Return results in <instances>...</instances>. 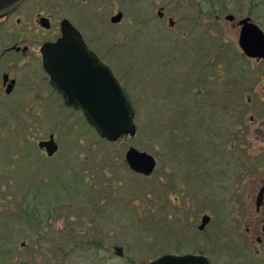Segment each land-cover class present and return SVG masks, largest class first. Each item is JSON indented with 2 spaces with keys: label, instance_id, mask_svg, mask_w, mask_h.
<instances>
[{
  "label": "rangeland",
  "instance_id": "rangeland-1",
  "mask_svg": "<svg viewBox=\"0 0 264 264\" xmlns=\"http://www.w3.org/2000/svg\"><path fill=\"white\" fill-rule=\"evenodd\" d=\"M105 2L136 24L129 34L125 18L108 23L113 48L104 30L98 40L132 99L138 132L113 143L82 112L49 111L31 130L38 128V137L57 132L60 150L48 159L35 141L22 140L32 135L29 125L1 126L0 264H138L167 252H203L213 264H264L243 226L228 217L241 206L233 199L250 198L249 175L264 172L263 85L251 71L237 74L236 83L227 77L238 58L234 48L225 49L219 76L217 61L207 63L206 54L194 61L191 49L176 45L156 14L162 6L175 14L179 1ZM208 75L197 97L198 78ZM228 85L231 93L224 92ZM130 146L156 156L151 176L124 160ZM179 179L202 184L204 199L178 190ZM206 212L212 220L201 230Z\"/></svg>",
  "mask_w": 264,
  "mask_h": 264
},
{
  "label": "flooded vegetation",
  "instance_id": "flooded-vegetation-1",
  "mask_svg": "<svg viewBox=\"0 0 264 264\" xmlns=\"http://www.w3.org/2000/svg\"><path fill=\"white\" fill-rule=\"evenodd\" d=\"M105 1L16 0L0 9V127L24 122L27 126L29 125L31 132L32 120L47 121L49 111L53 114H59L62 110L81 112L80 109L69 106L64 96L53 86L51 74L45 67L44 50L48 44L57 42L63 36L64 25L69 21L80 31L89 49L95 52L105 65L114 70L110 61L111 51L105 49L103 42L99 43L98 32L104 30L106 46L111 47L112 33L106 28L107 25L121 23L125 18L126 31L130 34L132 30H135L136 24L130 16L124 17L122 10H117L115 13V6H111L109 10V2ZM177 1L179 4L175 14L167 15L163 6L156 14L159 22L166 21V27L173 30V41L176 45L191 49V52L195 53L194 61L205 60L199 59L202 57L201 54L211 57L206 59L207 63L217 61L219 76H223L221 62L225 59V49H236L239 62L253 63V72L250 73V77L255 84L263 85L264 92V72L259 75L255 70L259 66L264 69V60L249 57L242 49V38L251 40L254 32L259 29L264 33V0ZM180 5H184L183 10ZM118 14H122V18L119 22H114L113 17ZM100 38L102 40V37ZM206 69H210L209 64ZM208 78L209 75L198 78L199 82L193 94L203 93L206 88L204 80ZM261 100L264 101V96H261ZM179 109L176 108L177 117ZM38 131L40 132L37 128L35 132H31V136L28 135L22 140L35 141L39 150L46 153L48 159L54 157L60 150L57 132H51L48 137H38ZM51 138L58 146L52 156L48 154L46 146H40L42 141ZM197 166L199 168L198 162ZM263 173H257L254 177L251 174L249 178L247 177L246 182H249V186L244 185V190H252L254 194L252 192L249 199H233L232 203L236 204L238 201L241 206L239 209L234 208V215L230 211L228 216L234 221L233 223L239 225V228L243 226L242 230L245 229V234L250 238L259 257H264ZM177 189L186 190V192L191 190L197 199H204L205 196L200 183L186 185L179 179ZM175 197L180 200V195L176 194ZM207 213H204L202 217Z\"/></svg>",
  "mask_w": 264,
  "mask_h": 264
},
{
  "label": "water",
  "instance_id": "water-1",
  "mask_svg": "<svg viewBox=\"0 0 264 264\" xmlns=\"http://www.w3.org/2000/svg\"><path fill=\"white\" fill-rule=\"evenodd\" d=\"M15 0H0V8ZM122 14L113 17L120 21ZM64 35L44 50L45 67L51 74V82L65 97L68 105L81 109L88 123L103 137L116 141L123 135L137 132L136 111L129 95L122 87L113 70L105 65L98 55L90 50L79 32L69 21L64 25ZM245 37L247 32L245 31ZM247 55L264 58V33L259 29L253 38H242ZM52 156L58 149L55 140L42 141ZM130 167L138 173L151 175L156 168V158L146 150L131 146L126 152ZM211 217H203L200 228ZM122 254V248L118 247ZM140 264H211L204 254H164L147 263Z\"/></svg>",
  "mask_w": 264,
  "mask_h": 264
},
{
  "label": "trees",
  "instance_id": "trees-1",
  "mask_svg": "<svg viewBox=\"0 0 264 264\" xmlns=\"http://www.w3.org/2000/svg\"><path fill=\"white\" fill-rule=\"evenodd\" d=\"M233 67V71L230 70V67ZM232 69V68H231ZM253 69V64L252 63H249L248 61H243V63L241 62H234L232 60V62L229 63L228 65V69H227V72H226V75L227 77L231 78V79H235L234 82L236 83V79H238L236 77L237 74H244L246 73V71H251ZM230 70V71H228ZM253 71V70H252ZM230 82V81H229ZM225 93H231L232 92V89L230 87V85H228L224 91Z\"/></svg>",
  "mask_w": 264,
  "mask_h": 264
}]
</instances>
